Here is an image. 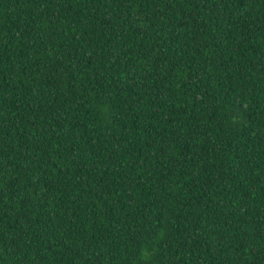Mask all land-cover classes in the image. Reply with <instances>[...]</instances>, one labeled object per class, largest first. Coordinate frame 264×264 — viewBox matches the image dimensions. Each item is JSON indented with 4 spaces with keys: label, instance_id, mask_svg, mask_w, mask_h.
Masks as SVG:
<instances>
[{
    "label": "trees",
    "instance_id": "obj_1",
    "mask_svg": "<svg viewBox=\"0 0 264 264\" xmlns=\"http://www.w3.org/2000/svg\"><path fill=\"white\" fill-rule=\"evenodd\" d=\"M0 264H264V0H0Z\"/></svg>",
    "mask_w": 264,
    "mask_h": 264
}]
</instances>
